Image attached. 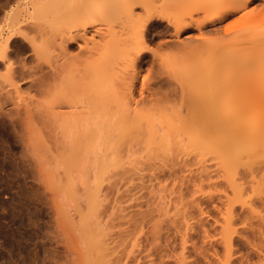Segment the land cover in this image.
Masks as SVG:
<instances>
[{"label":"bare ground","instance_id":"bare-ground-1","mask_svg":"<svg viewBox=\"0 0 264 264\" xmlns=\"http://www.w3.org/2000/svg\"><path fill=\"white\" fill-rule=\"evenodd\" d=\"M19 1L20 4L16 5L17 3H15L14 12L11 11L12 13H7V15L3 12L2 15L4 16H1L3 18L6 16L9 20V22L6 21V23H9L7 24L8 27L5 26L6 28H4L7 29V37L4 36L6 40H1L8 45L18 36L27 37V34H38L43 37H41V39L44 40L46 38L50 43L48 45L45 40L48 48L50 49L52 47L54 50L59 51L60 56V59L51 65L52 67H50L49 72L43 73L39 67L40 65H36L43 74H37L40 75L39 77L36 75L37 78L34 76L37 79L36 84H38L35 85L38 86L37 90L39 91L37 92L44 93L42 94L44 98L42 96V100L39 98L29 105H27V103L24 107L20 106L23 108L17 111H23L25 108L22 114L23 116L18 113L21 118H23L22 121L34 126L39 125L41 130H44V128L49 129V132H51V135L49 134L50 136L54 133L52 136L54 138L52 140L56 147L58 142H65L67 137L71 136L72 129L76 128V124L79 123L77 121H81L79 118L85 114V111L82 109L81 111L79 109L80 112L74 109L77 106L74 104V97L71 98V96L76 92L86 91L87 87L89 92L90 84H94V86L92 85L93 88L98 89V91L95 94L89 93V97H87L88 116L87 114L86 116L88 117V123L91 124L93 122H89V120L91 121V118H89V114L92 113L91 110L99 113L95 116L96 119H98L100 115L105 120H108L110 117V122H108L109 124L107 123L109 125V133L102 132L104 135L105 133L111 134L110 128L111 131L115 133L118 132L117 136H115V133L113 136L117 137L116 140L118 139V142L121 141V143H126L123 145H127L128 152L132 151L135 146L144 143L145 146L142 148L149 153L156 150L167 153L166 158L170 164L166 165L170 166V173H175L176 169L179 170V173H182L179 177L180 180L177 178L178 176L175 175L176 178L181 181L180 185H185L186 179L188 180L187 177H192L193 175V179H191L193 183L191 184L192 192H189L192 198H194L195 195L199 196V194L205 196L209 195L211 199L215 197L218 203V205L215 206L218 207L217 209H219L221 216L220 220L217 219V223L220 225L218 230L220 232L218 235H220V240L224 243V249L226 248L225 251H227L224 253V256H220L222 257L221 259H217L219 260V263L217 261L218 264L233 263L231 258H233L234 253L231 251V248L234 237L241 234L237 225L242 223L243 220L244 223H242V225H245L246 222L251 224L253 229L258 232L256 234L260 235H258V237L263 238L264 0H167L170 2L161 5L159 3V5H156L153 0H24L26 1L25 3H21L23 0ZM258 1L263 2L261 9L258 11L253 10L251 12H245L237 20H232L226 25H223V23L228 21L236 13L248 8L250 5L256 4ZM8 2L9 0L5 4L7 5ZM12 2L11 0L9 3L11 4ZM3 5L1 6L2 8ZM8 6L10 7V5L5 7L8 9ZM137 6L142 7L144 15L136 13ZM7 9L5 11H7ZM256 9H258V7ZM155 15L166 19L169 23V27L173 29L171 30L175 32V35L179 36L181 33L193 27L199 32L198 37H187L184 42L177 46V52L174 54L175 59L171 56L175 63H170V59L168 60L169 57L166 58L168 62L166 63L169 64V68H167L170 69L171 67V70L176 69L184 77L182 79L179 73L176 75H179V78L183 82H179L182 83V85L180 84L182 88L178 86L179 90L181 89L180 96H182V99H180L181 103L179 102L181 107L177 105L178 103L176 105L180 107V109H178L175 104H173L175 108H170L172 106L168 107L165 105L166 103L164 104L161 102L162 100H160L159 92H156L155 87L159 85L158 87L161 88L162 86L164 87V83L165 85L167 84L164 81V83H162V78L157 77V79H161V81H158L159 83L157 82L155 85H153V83V86L147 83L150 82L148 78L147 81L143 79L144 82L142 83V92L140 94L141 98L137 100L135 97L138 86V69L146 62L145 53L148 51L149 36L153 28V18ZM4 20L5 19H3V21ZM243 20H248L249 26L245 24L246 22ZM239 21H242L240 28L245 31V33H240V31H238L241 30L238 27L239 25H237L239 28L236 29L237 32L233 28ZM233 24L235 25L232 26ZM231 27L234 31H231ZM250 29H254V31L250 34L246 33V31ZM90 33L91 35H89ZM1 35L3 36V34ZM29 36L31 37V35ZM33 36L34 35H32V37ZM74 44H77L79 48L78 52L72 55L69 49L73 47ZM2 45H0V62L5 59L9 60L8 62L11 63V59L7 56L10 50H8V48L12 46L6 45L7 47L2 50ZM164 45H166V43ZM244 45H246L248 49H246ZM240 47L242 50L245 49L243 50L244 52L239 51ZM52 48L51 51L53 50ZM32 49L35 50V48ZM237 51H239L241 55H239ZM246 51H248L247 54H245ZM242 52L245 55L242 54ZM243 55V58L240 57ZM6 57L8 59H6ZM191 57H196L199 62V64H197L198 66H195L196 68L193 66L196 62L191 64L194 69H189L191 65H187L188 59ZM162 58L164 59V57ZM48 59L50 60V58ZM159 60L162 61L161 58ZM184 60L187 62L185 63ZM8 62L7 64L4 62V64H6L4 67H7L9 64ZM180 62L183 63L182 65L189 67L186 68L180 65ZM162 63L164 65L165 62ZM20 66L19 68H21ZM7 69L8 68H6V70ZM67 69H71L76 73L71 80H68V78L65 80L63 78L64 72L66 73ZM29 70L28 67V73ZM162 70L163 69L159 71ZM27 71H25V73ZM30 74H32V72H30ZM27 78H29V76ZM31 78L33 79L32 76ZM9 79H11V77ZM12 80L14 79L12 78L11 81ZM16 83L13 82L11 84H15L16 87ZM15 87L14 91L12 90L13 87H10V91H13V93H9L14 94L16 91V94H18V90H15ZM19 87L21 88V86ZM59 87L64 88L65 92H62L63 90H60ZM7 88H9L8 85ZM52 90L53 92L56 90V92L53 93L51 92ZM21 92L20 90L19 93ZM161 92L160 94L164 93ZM170 92L171 91L168 93ZM175 92H177V90ZM7 93H5V97L8 98L6 100L9 102L15 94L12 96ZM40 93H38L37 96H41ZM173 93L174 91L171 95L175 97V93ZM45 94H48L47 98H45ZM167 95L172 97L170 94ZM8 96H10V98ZM6 100L3 101L5 102ZM22 100L23 99H21V101ZM3 101L0 100V104H4ZM2 104L0 107L3 106ZM182 106H184L183 108H185L186 112L181 109ZM66 108H68V110L71 109V112ZM0 109L3 111L2 108ZM73 109L74 111H72ZM11 111H13V109ZM8 112L9 114L11 113L9 116H11L10 121H12L11 119L16 113L12 115V112ZM93 113L91 115L97 114ZM183 113H186V117H184ZM17 115L15 116L17 117ZM107 116L108 118H106ZM14 121H16V119ZM14 121H12L13 126L17 123L14 124ZM99 121L97 120V122ZM104 123L105 126H101L102 128L107 127L106 122ZM90 124L89 126H91ZM15 128L17 130L18 126H15ZM25 128L24 125L21 127L23 130H25ZM105 129H108V127ZM20 130L18 131L21 132ZM18 131L16 133L20 134ZM26 131L23 133L21 132L20 135L23 136ZM102 133H99V135ZM90 134L91 135L87 138L89 142L94 138V135H92V133ZM112 134L110 136H112ZM96 137H98V134ZM105 137H103L104 140ZM63 138L66 139L64 140ZM110 138L111 137L107 135L105 145H108L110 140L113 139ZM71 139L76 140V138L73 137H71ZM30 140L34 145L38 142V139L37 142H34L32 137ZM66 141L69 142L68 139ZM71 141L73 142V140ZM67 142L64 144L67 145ZM76 143L79 149L81 144L78 146L79 141ZM27 145L30 147L29 142ZM43 145L44 144H41V146ZM72 146H74L73 143ZM59 148L55 150L60 151ZM51 149L52 148L49 149V152L52 151ZM71 149L68 150L66 148V150L69 151L68 155L75 154L74 151L73 154L70 153ZM64 151L63 149V154ZM168 151H172V153L168 154ZM39 155L41 156V154ZM67 158L70 159L72 157ZM67 158L63 160H67ZM77 159L76 157L75 160ZM127 163L131 164L130 162ZM99 164V171L101 170L105 174L111 170V167L113 168L112 164L115 163H111L110 160L106 158L102 159ZM190 164H194L195 167H188ZM152 168L155 170L157 169L155 165H153ZM133 171L138 176V179H136L143 182V184H136L137 187L144 186L146 176H144V174L141 175L142 169L135 167ZM155 175L151 173L148 175L150 177L147 176L150 182V188L147 186V188H149L148 192H150L152 197H155L154 203L149 202L148 206H153L159 211H166V208H169L172 201H174L172 204L174 208L177 209L179 206V217L177 219L174 218L172 224H174L175 229L177 228V231L182 234L184 244L182 245L183 252L177 257L176 263L194 264L193 262H187V258L189 257H187L184 252L186 246H188L186 245V243H188L187 236L191 230L195 229L196 224L203 220L202 216L204 217L205 213L200 208L199 204H196V198H194L192 204L190 202L189 207L185 204L183 199L184 193H182L183 189L177 190V183L180 182H177L178 180L176 178L175 180L173 179L175 183H172L171 187L168 183L163 184L162 181V183L160 181L159 183L158 177H155ZM104 179L106 180V178ZM155 181L159 183L157 187L154 185ZM101 182L102 181L99 183ZM72 188L71 191L74 190ZM101 189V184H98L97 188H94V191H91L90 187H88V199L92 209H96L101 201ZM155 189L157 190L155 191ZM71 191H69L70 194H74V191ZM187 194L186 196L188 197ZM189 201H187V203ZM176 204H178V206ZM194 211H197L198 214L197 212L194 214ZM241 216L246 218L242 220ZM85 218L83 222L85 221L86 223L84 222V225H82L85 229L82 228V233L85 232L84 234L86 236L83 235V239L86 238L85 241L88 246L95 247L97 251H102L105 245L104 243L100 244L96 239L97 234L101 233V231L98 232L99 228L96 227L97 224L95 221L94 224V218L90 217V219L88 218L86 220ZM247 218L248 220H246ZM239 219L242 221L240 222ZM238 221L240 223H238ZM243 228L245 229L244 226ZM205 235L208 236L209 234L207 233ZM156 240L158 239L156 238Z\"/></svg>","mask_w":264,"mask_h":264},{"label":"rangeland","instance_id":"rangeland-1","mask_svg":"<svg viewBox=\"0 0 264 264\" xmlns=\"http://www.w3.org/2000/svg\"><path fill=\"white\" fill-rule=\"evenodd\" d=\"M7 1L8 0H0V40H6L4 39V36L7 37V29L4 28L8 27L7 24H9L6 23V21L9 22L6 16L5 18L1 17L4 16L2 15L3 12L5 15H7V13L10 14L12 13L11 11H15V6L20 4L19 0H12L13 4H10L9 2L11 0H9L7 5H10V7L8 6L7 9V7H5L7 6L5 4L7 3ZM153 1L156 5L167 4L170 2L167 0ZM25 2L26 1L23 0L21 3ZM15 3L17 4L15 5ZM2 5L3 8L1 7ZM262 5V1H258L254 5H250L248 8L244 9L246 11L242 10L236 13L233 16L235 19L231 17L228 21L223 23V25H226L232 20H237L245 12H251L253 10L258 11L262 8ZM257 7L258 9H256ZM6 9L7 11H5ZM136 13L139 15H144V11L141 6L136 7ZM3 19L5 20L3 21ZM243 21L246 22L245 24L249 26L248 20ZM240 24H242V21H239L238 24H233L232 26L235 25L236 27L234 26L233 28L236 30L241 27ZM237 25H239V28L237 27ZM233 28H230L231 31L233 30ZM171 29L172 28L169 27V23L166 19L155 15V17L153 18V28L151 29L149 36L148 51H146V55L144 54L146 57V62L138 69V86L135 92V97L137 100L141 98V86L144 80L147 81L148 78V81L150 82L147 83L153 86L157 84L158 81H161V79L159 80L157 79V77L162 78V83L166 82L167 84L165 85L164 83V87L162 86L161 88L158 87L159 85L155 87L156 92H159L158 94L160 100H162L161 102L164 104L166 103L165 105H167L168 107L172 106L170 108H175L176 106L178 109H180L181 105L179 104L181 103L180 99H182V96H180L181 89L179 90V88H182L181 85L183 82L179 78V75L182 79L184 77L176 69L171 70V67L170 69H168L169 64H167L168 62L166 61V58L169 57L168 60L170 59V63H175L172 57H174V54L177 52V46L184 42L187 37H198L199 32L195 27H193L178 36L175 35V32L172 31L173 29ZM238 31H240V33H245V31H243L242 29ZM252 31H254V29L247 30L246 33L250 34L252 33ZM1 34H3V36ZM29 35H31V37L32 35L34 36L31 39ZM36 35L27 34V37L18 36L8 45L6 42L4 43L3 40H1V43L3 45L0 43V45H2L1 47H3L1 48L2 50L7 46H12L11 48H8V50H10L7 56L11 59L10 61L12 62L10 63L8 62L9 60L4 59L3 61L6 64L7 62L9 63L7 67H4L6 66V64H4L3 61L0 62V83L2 84H0V100L3 101L8 99L5 97V93H7V91V94H10L12 96L15 94L13 98H17H15L14 101L12 100L13 98L11 96V102L9 100V102H7V100L5 102L3 101L4 104L1 103L3 106L0 107L4 111L3 112L0 109V264H177V257L183 252L182 245L184 244V240L182 239V234L177 231V228L175 229V225L172 224V221L174 220V218L177 219L179 217V206L178 204H176L178 207L177 209L174 208V206L172 205L174 201H172V204H170V206H172H169V210L167 208L166 211L163 210L166 214L163 211H159L153 206L149 207V202L154 203L155 197H152L150 192H148V189L150 188V182L148 181V177L150 176L148 175L154 173V175L156 174L155 177H158V182L162 181L163 184L168 183L169 186L172 187V183H175V175H177V178L179 179L182 173H179L178 169H176L175 173H170L171 168L170 166L166 165L170 164L168 163L169 161L166 158L167 153L159 152L158 150L149 153L147 150L142 148L145 146L144 143L142 145L139 144L138 146H135L132 151L128 152L127 145H123L126 143H121V141L118 142V139L116 140L117 137L115 136H117L118 132L115 133L114 131H111L110 128V133L113 134L112 136H110L111 134H108V122H110V117L108 118L107 116L106 118H108V120H105L100 115L98 116V119H96L95 116H97L99 113L91 110L92 113L94 112L93 114H97L91 115L92 113H90L89 118H91V121L89 120V122H93L91 124L88 123L87 97H89V93L95 94L98 91V89L93 88L94 84H90L89 92L87 90V87L86 91H80L81 93L76 92L71 96V98H75H73V100L75 101V106H77V109H74L77 112H80L82 109L83 111H85V114L82 115L81 118H79L81 119V121H77L79 123L76 124V128L72 129V133L70 134L71 136H65L67 137L69 142L66 141V138V140L63 138L65 142L61 141L57 143L58 145L55 144L57 148L61 147L59 148L60 151L55 150L57 148L54 146V142L52 140L54 138L52 137L54 134L53 132L52 136H50L51 132H49V129L44 128V130H41L39 125L34 126L28 124L25 121H22L23 118H21V116H23L22 114L24 113L23 111L25 108L23 109V111L21 110L22 112L17 110L22 109L24 106H26L25 104L27 103V105H29L39 98L41 99V97L43 96L42 94H44L42 92H37L39 90H37L38 86H36L38 85L36 84V75H42L43 73L49 72L50 67H52L51 65L60 59L59 51L54 50L52 47L51 48L53 50L51 51V48H48V45L50 43L46 40V38L43 40L41 39L42 36L38 34ZM89 35H91V33ZM26 38L28 41L26 40ZM29 38L31 39L30 42L32 43L29 42ZM45 40L47 41L48 45ZM165 43L167 46L164 45ZM244 46L246 47V45ZM32 48H35V50H33ZM78 48V45L74 44V46L69 49L70 51H68L71 52L72 55H74L78 52ZM46 49L48 50V52ZM246 49L248 48L246 47ZM243 50L240 47L239 51ZM243 52L242 54H244ZM247 53L248 51L245 52V54ZM238 54L241 55L240 52ZM244 55L240 57L243 58ZM7 57L6 59H8ZM162 57H164V59ZM48 58H50V60ZM160 58L162 59V61L159 60ZM162 62H167L166 66L165 63L163 65ZM184 62L186 63L187 61L184 60ZM193 62H196L195 65H193L194 67L199 64L196 57H191L188 59L187 65L194 64ZM182 64L183 63L180 62V65ZM36 65H40L39 67L43 73ZM19 66L22 69L19 68ZM182 66L186 67L185 65ZM193 66L191 65L190 67H187H189V69H194ZM28 67L30 69L29 73L27 71ZM6 68L8 69L6 70ZM161 69L163 70L159 71ZM25 71L27 72L25 73ZM170 71L177 72L171 74L172 72ZM30 72L34 74H30ZM178 73L179 75L176 76ZM75 74L76 73L73 70L67 69L66 73L64 72L63 78L65 80L66 78H68V80H71L75 76ZM28 76L30 79H32V76L35 80H30L29 78H27ZM37 76L39 77L40 75ZM10 77L14 80L11 81V79H9ZM165 79L169 81L167 82ZM10 82H17V89L15 87V84L13 85ZM6 84L9 88H7ZM17 84L21 86V88ZM10 87H13V91L15 87V90H18V94H16V91L14 92V94H11L13 93V91H10ZM18 88L22 91L21 93H19L20 90ZM60 90H63L62 92H65L64 88H60ZM176 90L177 92H175ZM161 91L165 94H160ZM167 91L171 92L168 93ZM173 91L175 93V97L171 95ZM51 92H53V90ZM38 93H40L41 96H37ZM167 94H170L172 97ZM166 95L169 97H167ZM45 96V98H47L48 94H45ZM8 97L10 98V96ZM20 98L23 100L21 101ZM169 99L171 102L169 101ZM80 104L82 107L80 106ZM173 104H175V106ZM176 104L180 107H178ZM20 106L23 107L21 108ZM183 107L184 106H182L181 109L186 112L185 108ZM12 109L13 111H11ZM66 109L68 110V108ZM74 109L72 111H74ZM6 111L12 112V115L13 113H16L11 120L14 121L16 119V121H14V124L17 122V125L15 124L13 126V122L10 121L11 116H9L11 113L9 114V112L7 113ZM68 111L71 112V109ZM15 115H17V117ZM183 115L184 117H186V113H183ZM97 120H100L101 122H97ZM104 122H106V126L108 127V129H105L107 127H101L103 125L105 126ZM22 124L24 125V128L26 125L25 130L21 129V127H23ZM89 124L91 126H89ZM15 126H18L17 130ZM19 127L21 130L19 129ZM18 130H20L21 132L22 130L23 132L26 130L27 131L22 136L20 135L21 132H19ZM17 131L20 134L16 133ZM89 132L94 135L93 140L91 139L90 142L87 139L88 136L91 135ZM102 132L108 133H105L104 135ZM96 133L98 134L99 138L96 137ZM99 133H102L100 134L102 136H100ZM114 133L116 134L115 136H113ZM107 135L108 137H111L110 139H113L110 140V142L112 141L111 143L109 142L108 145H105ZM30 136L32 137L34 142H37L38 139L37 144L35 143L34 145V143L30 140ZM71 137L76 138V140L71 139ZM103 137H105V140ZM70 139L73 140V142ZM78 141V146L79 144H81L79 149L77 148L76 143ZM28 142L30 143V147L29 145H27ZM66 142L68 146L64 144ZM70 142H72L75 147L72 146V143ZM41 144L44 145L41 146ZM50 148H52V151L49 152ZM66 148L68 150L71 149V154H73V151L75 152V154L68 155L69 151H67ZM63 149L65 150V156L63 154ZM170 153H172V151H168V154ZM39 154H41V156ZM67 157L72 158L69 159ZM76 157L78 158L77 160H75ZM64 158H67L68 161L63 160ZM106 158L110 160L111 163L113 162L116 165L112 164L113 168L111 167V170L109 169L110 171L104 174V172H102L101 170L99 171V163L102 159ZM127 162H130L131 164H128ZM153 165H155V167L157 168L156 170L152 168ZM135 167H139L140 169H142L141 175L144 174V176H146V183L144 182V186L142 187H137V185H139L140 183L143 184V182L141 180H137L138 176L133 171ZM188 167L194 168L195 166L194 164H190ZM99 172L102 174H100ZM104 178H106V180ZM187 178L188 180L186 179L185 185H180V179H177L178 181L176 180L177 182H180L177 183V190L183 189V199L188 207L190 205V202L192 204V201L194 200V198H196L195 202H198H196V204H199L200 208L205 213V216H202L203 220L201 222L199 221L196 224L195 229L191 230L187 236L188 243H186V245L188 246L185 245L186 250L184 251L186 256L189 257L187 258V262H193L194 264H215L218 261L219 263V260L217 259H221L222 257L220 256H224V253L227 251H225V245L220 240V235H218L220 232L218 231L220 225L217 223V219L220 220L221 216L219 209H217L218 207H216L218 205L217 200L215 199V197H213V199L215 200L214 201L210 198L209 195L205 196L203 194H199L200 197L198 195H195V197L192 198L190 196L191 193L189 192H192L191 184L193 183L191 182V179H193V175L192 177L188 176ZM71 181L73 183L75 182V187ZM100 181H102L103 183H99ZM155 182L154 185H156L157 187L160 182ZM98 184H101L102 186V197L100 203L98 204V207L96 209H92L90 201L88 199V187H90L91 191H94V188H97ZM178 185L181 187H179ZM147 186L149 188H147ZM71 188L74 190L71 191ZM156 190L157 189H155V191ZM69 191H74V194H70ZM186 194L189 198L186 196ZM187 201L189 202L187 203ZM195 212L197 211H194V214H196ZM85 217H88L89 219L90 217H92L95 219H93V222H96V227L99 228L98 232L101 231V233L97 234L96 239L100 242V244L104 243L105 245L102 251H97L95 247L88 246L87 242L85 241L86 238L83 239V235H85V232L82 233V228L85 229V227L82 225H84L83 223L85 221L83 222V219ZM88 218H85V220ZM245 218L246 217H242V220ZM248 218L246 220H248ZM215 221L217 224L215 223ZM239 221L238 223L241 222ZM242 223H244V220ZM242 223L237 225V227H239L240 229L241 234H238L236 235V237H234L231 248V251L234 253H232L234 256L232 255L233 258H231L233 260L232 264H264V235L263 238H259V234H256L258 232L253 229L251 224L246 222L245 225H242ZM243 226L245 227V229L243 228ZM205 231L209 234L208 236L205 235L207 234ZM156 238L158 240H156ZM260 240L262 241V243Z\"/></svg>","mask_w":264,"mask_h":264}]
</instances>
